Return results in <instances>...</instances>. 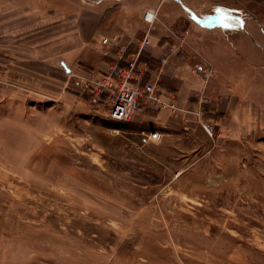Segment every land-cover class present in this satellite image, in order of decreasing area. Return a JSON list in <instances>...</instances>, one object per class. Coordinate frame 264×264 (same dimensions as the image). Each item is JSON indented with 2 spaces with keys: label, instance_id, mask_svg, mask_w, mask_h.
<instances>
[{
  "label": "rangeland",
  "instance_id": "1",
  "mask_svg": "<svg viewBox=\"0 0 264 264\" xmlns=\"http://www.w3.org/2000/svg\"><path fill=\"white\" fill-rule=\"evenodd\" d=\"M182 6L201 26L234 23ZM11 8L0 0V264H264V19L258 58L221 57L237 96L194 111L161 85L174 109L116 121L83 90L49 95L52 67L18 75Z\"/></svg>",
  "mask_w": 264,
  "mask_h": 264
},
{
  "label": "crops",
  "instance_id": "2",
  "mask_svg": "<svg viewBox=\"0 0 264 264\" xmlns=\"http://www.w3.org/2000/svg\"><path fill=\"white\" fill-rule=\"evenodd\" d=\"M9 1L11 10L16 8L12 11V17L17 19L12 38L18 39L13 52L18 75L37 76L41 74L42 66L54 68L55 80L60 76L61 83L53 88L59 90L58 93H48L54 94L53 98L65 95L68 90L75 96H82L79 80L88 69H103L108 63L117 61L124 51L125 60L137 53L147 32L143 15L148 8L157 10L159 21L150 33V45L143 50L140 59L148 62L157 73L161 67L160 58L165 55L168 45L183 38L185 47L178 55L168 58L160 86L166 92L175 93L182 106L194 111L201 109L202 95L207 96L209 104L215 105V99L227 95L228 91L235 95L241 92L243 87L238 85L236 78L228 77L226 66L229 65L222 58L231 51L225 57H231L234 64L240 58H258L257 42L262 40L257 22L259 18L264 19V10L260 13L258 10L260 5L264 6V0H180L181 3L175 0ZM182 3L195 10L202 21L234 10V18L231 17L234 23L201 26L183 9ZM243 7L250 14L244 15ZM0 13L3 14V10ZM237 23L245 24V29L239 28ZM261 23L264 25V20ZM170 31L176 38L170 37ZM113 36L118 37L117 41L109 54H103L102 38ZM199 58L216 69L215 80L204 84L201 75L194 72ZM60 70L65 71L64 74ZM43 74L46 76L48 71Z\"/></svg>",
  "mask_w": 264,
  "mask_h": 264
},
{
  "label": "built area",
  "instance_id": "3",
  "mask_svg": "<svg viewBox=\"0 0 264 264\" xmlns=\"http://www.w3.org/2000/svg\"><path fill=\"white\" fill-rule=\"evenodd\" d=\"M143 19L147 24V32L139 43L137 53L125 60L124 51L114 63H108L103 69H88L83 76H80L79 83L82 90L89 94L94 111L103 113L112 120L130 121L146 106L157 110L175 108L174 103L165 100L162 96L161 74L168 58L182 52L186 42L180 38L178 43L169 44L165 55L160 58L161 67L155 73L150 64L140 58L143 50L150 45V33L156 29L159 21L157 10L148 8L144 12ZM170 32V37L176 38V35ZM117 39V36L103 37L101 52L109 54L110 48ZM193 70L201 73L206 80L213 75V68L210 66L197 65ZM201 101L207 100L202 97ZM161 137L160 130L152 129L142 132L139 141L142 145H147L157 142Z\"/></svg>",
  "mask_w": 264,
  "mask_h": 264
},
{
  "label": "trees",
  "instance_id": "4",
  "mask_svg": "<svg viewBox=\"0 0 264 264\" xmlns=\"http://www.w3.org/2000/svg\"><path fill=\"white\" fill-rule=\"evenodd\" d=\"M202 108H203V106H202ZM204 109V108H203Z\"/></svg>",
  "mask_w": 264,
  "mask_h": 264
}]
</instances>
